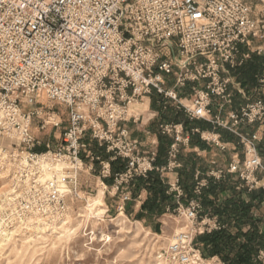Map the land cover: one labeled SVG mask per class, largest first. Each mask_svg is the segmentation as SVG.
<instances>
[{"label":"snow or ice","instance_id":"obj_1","mask_svg":"<svg viewBox=\"0 0 264 264\" xmlns=\"http://www.w3.org/2000/svg\"><path fill=\"white\" fill-rule=\"evenodd\" d=\"M48 2L50 3L51 0ZM154 2L159 3V0ZM208 4L212 7L209 8ZM142 7L149 5L142 4ZM202 7L204 9L202 12L197 11L194 15L189 13V20L193 21L194 26L200 31L207 30L214 37L209 41L212 46L207 49L212 53V58L204 60V64L209 69L207 73L203 66L184 71L183 69L191 64L190 57L187 61H179L181 69L179 72L172 65L157 61L154 53H158L159 49L153 35L158 31L154 26L155 21L149 24L151 18L139 14L130 21L123 19L119 21L121 27L124 23H128L129 26L124 31L123 37L126 39L131 33L130 42L124 45L123 39L119 38L121 34L113 33L109 44L114 42L119 47L109 50L108 45H104L102 56H93L89 52L93 41L100 40V37L89 36L88 33H83L85 43L82 48L75 46L77 43L75 37L71 38V42L68 36H64L63 42H56L59 54L55 59L60 60L59 64L41 59L46 53L32 49V45H28L33 52L31 57L22 49L13 51L5 48L4 58L0 60V96H4L3 103H0V121H3L0 127L6 130L0 133L3 138V147H0V151L12 148L17 142L23 144L35 138H47L58 129L63 132L65 128L72 126L71 122L74 121L73 136L78 130L85 136L94 135L102 145H112L106 152L103 147L98 149L101 154L97 160L98 167L102 165L107 174L109 170H117L113 165L119 164L118 171L124 175L119 176L118 179L127 181L136 176L137 172L143 173L151 167L152 153L158 144L151 133L155 130L158 135L155 125L165 119V111L175 112L179 108L181 116L190 114L198 117L195 123L200 127L192 133L189 142L183 140L184 130L181 127L167 130L172 138L178 141V143L168 141L172 148L171 155L176 158L174 164L178 161V153L199 154L192 145L206 146L201 142L202 133H204L202 139L207 141L208 145L230 147L220 144V138L212 134L214 130L238 143L247 144V161L245 162L241 157L239 161H233L234 167L221 171L238 177L243 176L248 187H257L258 181L264 177L262 171L264 153L257 155L255 148L257 142L264 144V98L260 106L243 99L248 95V87L242 80L238 83V78H232L240 68L234 67L229 79L223 81L221 77V82L213 81L214 73L211 69L228 58L226 52L231 53L232 44L240 48L241 52H249V55L257 52L264 55V0H204ZM137 21L142 27L137 25ZM179 23L178 21L177 25ZM60 31L63 36L64 29ZM94 31L92 28L88 29L89 33ZM241 39L247 42L246 45L239 43ZM149 40L152 43H149ZM40 43L44 44V40L40 39ZM103 43L100 40V44ZM2 47L0 45V48ZM96 47L99 48L100 45L97 44ZM65 52L66 58L61 59ZM47 54L51 57V53ZM77 56L79 59L76 58ZM236 62L243 64L246 61L238 55ZM154 63H161L164 69L159 75L151 70ZM205 75L207 79L204 78ZM148 76L154 78L148 80L145 78ZM200 83L207 87L200 88ZM146 85L153 87L146 88ZM261 87H264V84ZM197 88L200 90L197 91ZM209 90L215 93L211 102L203 95ZM149 93L151 99L145 100L144 97ZM233 121L236 124H233ZM241 121L243 127L237 129L236 125ZM16 124L20 127H14ZM129 129H133V135L143 143V147L136 145L138 153H143L139 159H137L138 153L129 146L131 145ZM240 132L244 133L243 141L240 140ZM116 137L120 138L119 144L115 143ZM60 139L62 140L63 136ZM92 143L95 154L96 139H93ZM186 143L187 147H185ZM112 149L121 150L123 158H120L121 152H114ZM4 159H9V156H5ZM170 171L172 168L164 171L166 182L170 179ZM213 175L218 176L217 173ZM9 178L6 172L0 173V182L4 185H7ZM227 178L231 179L230 176ZM171 181L172 186L175 187L174 176L171 177ZM243 182L237 180V183ZM117 188H123V183L118 184ZM230 191L236 196L240 195L234 186ZM112 194L114 197L121 195L115 189ZM137 195L143 201L144 194L137 193ZM217 196L218 193H213V203L216 202ZM260 216L264 217V210H261ZM233 227L235 232L231 238L235 240L242 233L239 227L229 225L226 221L209 219L201 225L200 231H215L220 228L229 232ZM80 244L81 241L77 239L71 240V245L76 250H79ZM201 255L207 258L201 260V256H197L193 264H227L226 255L219 253H201ZM85 264H91V261H85ZM256 264H264V251H261Z\"/></svg>","mask_w":264,"mask_h":264},{"label":"built area","instance_id":"obj_2","mask_svg":"<svg viewBox=\"0 0 264 264\" xmlns=\"http://www.w3.org/2000/svg\"><path fill=\"white\" fill-rule=\"evenodd\" d=\"M203 3L204 0H159V3H155L154 0H51L50 3L48 0H0V45L3 46L0 48V60L4 58L5 48L13 51L22 49L28 53L29 57L33 55L32 49H36L38 52L44 51L46 53L41 59L59 64L60 60L55 59V56L59 54L56 42H63L64 36H68L69 42H71V38L75 37L77 41L75 46L82 48L85 43L83 33L100 37V40L104 43L100 44V40L93 41L89 52L93 56H102L104 55V45H108L109 50L119 47L114 42L109 44L113 33L119 32L121 34L119 38L123 39L124 45L130 42L132 39L131 33L126 39L123 37L124 31L129 26L128 23H124L123 27H121L119 21L121 19L130 21L131 18L139 14L143 17H150L149 24H152L153 20L155 21L154 26L158 31L153 33V35L159 51L154 53V55L157 61L166 62L179 72L181 70L179 61H187V58L190 57L191 64L187 65L183 69L184 71L187 72L193 67L199 68L203 66L207 73L209 69L204 64V60L212 58V53H209L207 49L212 46L209 41L214 39V37L207 30L200 31L197 26H194L193 21L189 20V13L194 15L195 12L204 10L202 7ZM142 4H148L149 7H142ZM207 6L209 8L212 7L211 4ZM178 21L180 22L179 25H177ZM137 25L142 27V25H139V21H137ZM89 28L95 31L89 33ZM60 29H64L63 36ZM133 32H135V28H133ZM5 38H7V43H5ZM40 39L44 40V44L40 43ZM149 43H152V41L149 40ZM239 43L246 45L247 42L241 39ZM97 44L100 45L99 48L96 47ZM28 45H32V49ZM231 49V53L226 52L228 58L223 63H217L211 69L214 73L213 81L221 82V77L223 81H227L229 79V70L240 65L236 62L237 56L239 55L242 60L249 57V52H241V49L235 44L231 45ZM47 53H51V57ZM257 54L260 53L257 52ZM64 58H66V52L61 57V59ZM76 58L79 59V56ZM125 62H128L127 58ZM151 70L159 75V72L164 69H162L161 63H154L151 66ZM145 78L152 80L154 77L148 76ZM204 78L207 79V76L205 75ZM213 81H210V83ZM262 84H264V69L257 79L258 88L256 90H259V93L250 100L256 106H260L261 100L264 98V87H261ZM145 87L152 88L153 85H146ZM206 87L205 85L204 88ZM203 95L207 96L210 101V98L214 97L215 93L209 90L204 92ZM3 101L4 96H0V103H3ZM185 115L190 120L199 119L190 114ZM2 123L3 121H0V124ZM71 123L72 126L63 130L61 134L63 139H60L55 145L46 142L43 151H35V146L40 144V141L36 138L30 142L25 141L23 144L18 142L15 148H5L0 151L2 163L11 165L10 169L17 183V191L15 197H13V208H15L14 214L16 217L43 214L46 217L61 218L68 207L66 196L72 192H75L76 196H78L76 193L78 175L83 169L84 157L90 161H97L99 158L98 155L90 150L89 141L96 139L97 146L104 147L106 151L112 147L111 144L102 145L94 135L85 136L78 130L76 135L73 136L75 122ZM233 124H236V122L233 121ZM240 124H243V121ZM160 126L162 127V132H165L168 126L170 128L179 126L183 129L181 123ZM14 127L19 128L20 125L16 124ZM81 127L83 126L81 125ZM5 130L0 127V133ZM239 135L240 140L243 141L244 133L240 132ZM183 140L188 142V132H184ZM119 142L120 138L116 137L115 143L119 144ZM172 143H178V141L173 139ZM137 144L138 141L131 138V145L129 146L138 153ZM242 145L245 151L244 161L246 162L247 144L244 142ZM0 147H3L2 136H0ZM255 148L257 155H259L257 143ZM112 150L121 152L119 149ZM171 153L170 144L168 156L172 159V162L169 163V166L176 167L179 164H174L175 158L172 157ZM142 155L143 153H138L137 159ZM5 156H9V159L5 160ZM155 157L156 152L154 151L151 158V167L143 173L137 172V175L130 180L121 181L118 177L124 174L119 171L115 173L112 189L121 193L119 196L120 203L130 199V191L127 189V185L133 179L139 176L145 177L148 172L158 169L154 166ZM120 158H123L122 152ZM233 161L228 164L227 168L235 166ZM129 163L131 164V160ZM58 165L59 167H57ZM109 172L110 170L105 174V170L101 165V174L103 176L108 175ZM216 172L223 174L221 169ZM213 173L211 172V174ZM236 177L244 181V185L248 187L245 177ZM60 179L65 183L66 189L59 187L58 181ZM120 183H123V188H117ZM205 184V180L198 181L194 188V193L199 194L200 188L205 186ZM248 188L251 189L252 187ZM179 195H181L180 192ZM121 208L122 206L118 207V210H121ZM173 210H181L182 215L190 221H195L199 228H193L195 231L191 230L175 235L174 240L167 245L163 252L157 255V258L170 264H193L196 257L200 256L199 250L192 245L193 236L198 229L200 230L201 225L205 221L209 219L217 221L216 217H209L206 214L199 216L200 204L196 199H191L186 207L178 203ZM189 212H191V216H189Z\"/></svg>","mask_w":264,"mask_h":264},{"label":"rangeland","instance_id":"obj_3","mask_svg":"<svg viewBox=\"0 0 264 264\" xmlns=\"http://www.w3.org/2000/svg\"><path fill=\"white\" fill-rule=\"evenodd\" d=\"M204 86L200 83V88H204ZM200 88L196 90H200ZM252 89L254 90V85ZM253 90L243 99L251 100L256 97L259 90ZM213 98H210V102ZM164 115L165 119L158 123L163 126L175 124L172 121L173 117H178L180 120L184 118L181 116L179 108L175 112L165 111ZM217 120H219L218 116ZM209 123L211 122L209 121ZM169 128L168 126L167 130ZM159 129H162L160 125ZM167 130L164 133L171 136ZM61 132L58 129L47 138H36L40 144L35 146V151H43L46 142H50L52 145L57 144L60 141ZM225 146L230 147H223L218 150L212 146L205 151L204 157L211 168L226 169L231 161L240 160L241 157L245 158L244 147L241 143L239 146L236 145V148H233V144ZM262 152L258 150L259 155ZM1 157L0 155V173L6 172L10 178L7 185L0 182V211L3 209L0 212V221L3 220L0 222V227L14 230V233L0 248V264H85V261L89 260L91 264H170L157 258V255L163 252L169 244L168 238L175 237L181 232L191 231L193 228H199L195 221L186 219L181 210H169L162 214H148L143 211L139 215L140 210L134 211V201L132 200L126 205L123 212L116 209L118 199L104 190L103 185L98 180L92 186L81 183L80 177L83 178L84 169L78 175L76 190L78 196L75 192L66 196L68 207L61 218L46 217L43 214L16 217L13 197L17 191V183L10 169L11 165L3 164ZM214 173L217 172L214 170ZM217 174L219 176L221 173ZM209 175L213 176L211 173ZM261 183L262 181H258V187ZM58 184L61 189H66L65 183L61 179ZM20 188L22 187L20 186ZM100 189L103 190L102 200L105 211L95 215L94 207L88 208L87 203L89 198L96 196ZM136 198L138 200L137 196ZM186 206L187 204L183 205V207ZM122 213L125 216L121 215ZM34 216L42 218L43 221L39 222V226H43L44 229L43 232L35 233L33 237H27L29 232H27L26 224L28 219L34 218ZM1 224L3 225L1 226ZM63 225L66 226L67 233L58 232L62 230ZM179 227L182 230L177 231ZM29 231L32 232V229ZM199 231L198 229L195 232L192 245L199 250L201 260H205L207 257L201 255L198 248L200 244H196L195 241V237L203 233ZM72 239L81 241L79 250L72 247ZM81 257L83 259H80Z\"/></svg>","mask_w":264,"mask_h":264},{"label":"trees","instance_id":"obj_4","mask_svg":"<svg viewBox=\"0 0 264 264\" xmlns=\"http://www.w3.org/2000/svg\"><path fill=\"white\" fill-rule=\"evenodd\" d=\"M240 71L235 75L238 81L250 90L257 82V76L264 69V55H249L245 63L240 65ZM198 120V119H197ZM197 120H190L184 115L183 119L173 117L172 121L181 123L185 130L191 131L193 126H200L195 123ZM192 134V133H191ZM164 139H161V138ZM159 149L154 160V166L160 167L167 163L166 145L169 146L168 137L160 135ZM191 141V140H190ZM179 154V153H178ZM178 160L183 161L184 167L178 171V186L182 191L179 196V202L175 203L172 199L173 193H168L169 185L161 177L158 169H154L147 173L145 177L139 176L135 178V189L144 188L148 196L142 203L138 214L146 211L148 214H162L166 211L173 210L178 203L188 204L191 199H196L200 204L199 216L206 214L207 216L216 217L217 221L228 220L231 225L239 227L241 236H237L235 240L231 237L235 232V227L231 231L225 232L218 228L215 231L203 232L195 237L196 244L201 253H219L227 256V264H256L260 258L261 251H264V234L258 230L257 223L259 219L254 215V234L242 231L241 227L249 217L250 209L254 204L257 207L264 202V188L249 189L244 183H237L239 178H235L229 173H223L218 177L204 176L206 180L205 186L200 188V193H194V188L201 178H194V169L196 164L195 155H178ZM120 165L114 164L111 170L118 172ZM202 168V166H200ZM231 177L228 179L227 177ZM234 177V178H233ZM211 179V183H209ZM234 186L235 190L240 192L239 196L233 194L230 189ZM246 189V191H244ZM213 193H218L216 202L213 203ZM225 194L222 196V194ZM247 198V200L245 199Z\"/></svg>","mask_w":264,"mask_h":264},{"label":"crops","instance_id":"obj_5","mask_svg":"<svg viewBox=\"0 0 264 264\" xmlns=\"http://www.w3.org/2000/svg\"><path fill=\"white\" fill-rule=\"evenodd\" d=\"M244 60L246 61L247 58L244 59ZM240 65H242V64H240ZM240 65H237L236 67H239ZM232 69L233 68H231L229 70V74L232 72ZM232 78L233 79H237V76L234 74ZM257 79H258V76H257ZM237 82L239 83L238 79H237ZM256 89H257V82L254 85V90H256ZM252 90L253 89L251 87V89L249 90L248 93H250ZM144 99L145 100H150L151 99V95L145 96ZM175 124H178V123H175ZM159 125H161V124L155 125V129H158V135H157V132L155 130H153V132L151 133L153 135V138L158 141V144H157L156 150H155L156 154L158 153V149H159L160 140H159L158 137L160 135H164V136L168 137L169 139H171V141H173L172 136L166 135L164 132H162L161 129H159ZM199 127L200 126H193L191 128L190 132H189V130H185L183 128L184 132H188V142L192 138V134L191 133H193ZM236 127H237V129L242 128L243 124H239ZM133 131H134L133 129H129L130 137L133 138V139H136L138 141V144L141 147H143V143L141 141H139L138 137L133 135ZM241 133H243V132H241ZM61 134H62V132H61ZM212 134L217 135L218 138H220V144L221 145L225 146V145L233 144V146H234L233 148H236V145L239 146V143L236 140L230 139V138H228L226 136H222L220 133H217L214 130H213ZM146 135H147V133H146ZM203 135H204V133L201 134V142L206 145L205 147H201L200 144H193L192 145L193 148L198 150L199 154H204L206 150H208L210 147H212V145H208L207 141H203V139H202ZM89 144H90L89 145L90 150L93 151V143H92V141H89ZM168 147L169 146L166 145L167 163L165 165L160 166V167H157V166L156 167L158 168V170L160 172V175H161V177L164 180H165L164 171L166 169H168V168H172V171L169 172L170 179L167 181V183L169 185V189H168L167 192L168 193H170V192L173 193L172 199L176 203V202H179L178 199H179V196H181V195H179V192L182 194V191H181V189L178 186V171L181 170L184 167V165H183V161L178 160L176 162L177 164H179L178 166H176V167L169 166V163L172 162V159L169 158V156H168ZM185 147H187V143L185 144ZM213 147L218 149V150H219V148H223V147H220V146H213ZM95 148L97 150L95 154L100 156L101 154L98 152V149L101 148V147L97 146V144H96ZM257 148H258L259 151H263L262 153H264V144L257 142ZM104 150H105V148H104ZM105 152H106V150H105ZM180 154L181 155H186L187 153L186 152H181L178 155H180ZM199 154L195 155L196 164H195V169H194V178L196 179L198 176H200L201 178L198 181H201V180H205L204 176H210L209 173L214 172V170L216 172L219 169L218 168H216V169L211 168L210 165L207 163L204 155L201 156ZM175 160H176V158H175ZM200 166H202V168H200ZM83 169H84L83 178L80 177L82 184L84 183L87 186H92V184L95 181L98 180L103 185L104 190H106L113 197L112 193H113L114 189H112V186H113V182H114V175H115L116 172L113 173V171L110 170L108 175L103 176L101 174V166L98 167L97 161H90L88 158H85V157H84V161H83ZM231 175L235 176V178H237L235 174H231ZM173 176L175 177V187L172 186V181H171V177H173ZM261 181H262V183L260 184L259 187L264 188V177L261 178ZM255 188H258V186L255 187ZM127 189L130 191V199L125 201V202H123V203H120L119 196L116 197L118 200H117V205L115 207H116V209H118V207L122 206L121 211L123 212L125 210L126 205L128 203H130V201L132 200V201H134L133 209H134L135 212H137V211L140 210L143 201L147 198L148 193H147V191L144 188L135 189V179H133L129 183V185H127ZM137 193L144 194L143 201H141L139 199V196L137 195ZM224 195L225 194L223 193L222 196H224ZM136 196L138 197V200H137ZM175 199H176V201H175ZM245 199L247 200V198H245ZM261 210H264V202L259 204L257 207H254V204L252 205V207L250 209L249 217L246 219L245 223L241 227L242 231H245V229H247V231H249V232L254 234V215H256L258 217V219H259V222L257 223L258 230H259L260 233L264 234V217L260 216ZM225 221L229 225H231L228 220L225 219Z\"/></svg>","mask_w":264,"mask_h":264},{"label":"bare ground","instance_id":"obj_6","mask_svg":"<svg viewBox=\"0 0 264 264\" xmlns=\"http://www.w3.org/2000/svg\"><path fill=\"white\" fill-rule=\"evenodd\" d=\"M59 167V165L57 166ZM102 197H103V191L100 189L98 191V193L96 194V196L92 197V198H89L88 200V203H87V207L88 208H91L92 206L94 207V212H95V215H99L101 214L102 211H105L104 210V207H103V200H102ZM3 198V197H2ZM12 199V198H11ZM2 200V199H1ZM5 200V199H4ZM6 201V200H5ZM99 201V202H98ZM0 208H1V205H0ZM2 208H3V205H2ZM93 209V208H92ZM3 210V209H2ZM1 210V211H2ZM0 211V212H1ZM1 215V214H0ZM121 215H124L123 213ZM37 216V215H36ZM125 216V215H124ZM2 217V216H1ZM32 217V216H31ZM30 218V217H29ZM120 218V217H119ZM3 221V220H2ZM0 221V222H2ZM22 221V220H21ZM42 218L40 217H35L34 218H30L28 219V223L26 224V229H27V232H29V234H27V237H33L35 235V233H40V232H43V229L44 227L43 226H39L40 223L42 222ZM27 222V221H26ZM40 222V223H39ZM6 224V223H5ZM42 224H45V223H42ZM3 224H1L2 226ZM8 226V225H7ZM13 226V225H12ZM32 226V227H31ZM64 226V225H63ZM61 227L62 230L58 231L59 233H67L68 230L66 228V226L64 227ZM32 229V232H30L29 230ZM179 230H182V228L179 227ZM14 233V230H11V229H3L0 227V234H1V238H0V248H2L5 244H6V241H8L11 236L13 235ZM174 236L171 237V238H168V241L169 243L172 242L174 240Z\"/></svg>","mask_w":264,"mask_h":264}]
</instances>
